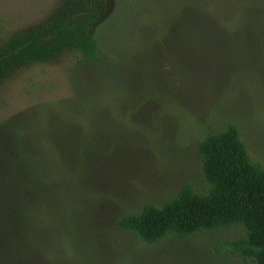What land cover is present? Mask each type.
<instances>
[{
    "label": "rangeland",
    "instance_id": "374dc122",
    "mask_svg": "<svg viewBox=\"0 0 264 264\" xmlns=\"http://www.w3.org/2000/svg\"><path fill=\"white\" fill-rule=\"evenodd\" d=\"M56 9L95 20L101 60L66 51L0 79V180L19 149L57 152V264H252L232 246L241 225L148 244L115 221L184 182L205 189L197 144L229 122L264 166V31L242 23L264 0H0V44ZM149 62L163 88L135 100Z\"/></svg>",
    "mask_w": 264,
    "mask_h": 264
},
{
    "label": "trees",
    "instance_id": "16d2710c",
    "mask_svg": "<svg viewBox=\"0 0 264 264\" xmlns=\"http://www.w3.org/2000/svg\"><path fill=\"white\" fill-rule=\"evenodd\" d=\"M242 23L264 31L263 15L246 17ZM96 28L91 16L51 10L37 24L14 32L0 44V79L15 68L45 62L66 51L79 53V63H96L101 60ZM254 40L264 46V34ZM104 63L110 67L108 76L115 79L117 63ZM158 65L154 68L149 62L138 72L140 91L135 100L153 96L154 82L163 88ZM183 99L180 92L178 102ZM83 147L78 149L85 151ZM197 150L205 189L184 182L174 196L158 205L145 201L137 212L117 216L116 224L148 244L170 234L181 238L241 225L245 234L232 242L233 248L252 264H264V166L250 156L238 126L231 122L221 130H209ZM18 154L13 170L0 180V264H57V180L55 175L51 180L45 175L57 170V152L43 162L33 161L30 148L19 149Z\"/></svg>",
    "mask_w": 264,
    "mask_h": 264
}]
</instances>
